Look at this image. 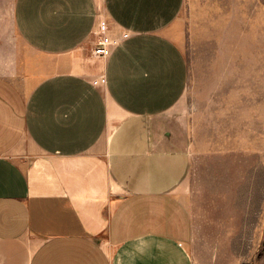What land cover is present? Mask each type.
I'll list each match as a JSON object with an SVG mask.
<instances>
[{"label":"crops","instance_id":"0c3cea01","mask_svg":"<svg viewBox=\"0 0 264 264\" xmlns=\"http://www.w3.org/2000/svg\"><path fill=\"white\" fill-rule=\"evenodd\" d=\"M185 1L15 0L21 44L0 18V264H194Z\"/></svg>","mask_w":264,"mask_h":264},{"label":"rangeland","instance_id":"374dc122","mask_svg":"<svg viewBox=\"0 0 264 264\" xmlns=\"http://www.w3.org/2000/svg\"><path fill=\"white\" fill-rule=\"evenodd\" d=\"M14 1L0 0V18L21 44ZM168 31L189 66L177 110L190 137L182 200L194 264H264V0H186Z\"/></svg>","mask_w":264,"mask_h":264},{"label":"built area","instance_id":"2783aa9c","mask_svg":"<svg viewBox=\"0 0 264 264\" xmlns=\"http://www.w3.org/2000/svg\"><path fill=\"white\" fill-rule=\"evenodd\" d=\"M104 30V29H103ZM107 45H108V40H107V38L105 37V36H103L101 39H100V41H99V43H98V45H97V48H96V52L98 53V54H102V55H105V54H107V50H108V48H107Z\"/></svg>","mask_w":264,"mask_h":264},{"label":"bare ground","instance_id":"6f19581e","mask_svg":"<svg viewBox=\"0 0 264 264\" xmlns=\"http://www.w3.org/2000/svg\"><path fill=\"white\" fill-rule=\"evenodd\" d=\"M103 33L102 34H99V38H98V40H97V42H96V44H95V48H94V54L95 55H97V56H106L107 54H108V52H107V54H105V55H102V54H98L97 52H96V48H97V45H98V43H99V41H100V39L103 37V36H105V32L103 31V30H101ZM106 37V36H105ZM107 48H108V45H107ZM108 51V50H107Z\"/></svg>","mask_w":264,"mask_h":264}]
</instances>
